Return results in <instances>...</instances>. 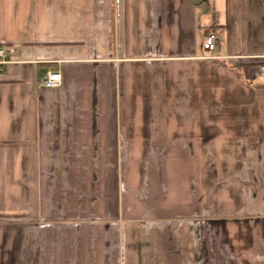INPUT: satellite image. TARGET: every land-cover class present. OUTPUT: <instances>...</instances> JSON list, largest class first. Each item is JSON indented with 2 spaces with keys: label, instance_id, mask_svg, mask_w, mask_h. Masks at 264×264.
Returning <instances> with one entry per match:
<instances>
[{
  "label": "crops",
  "instance_id": "crops-1",
  "mask_svg": "<svg viewBox=\"0 0 264 264\" xmlns=\"http://www.w3.org/2000/svg\"><path fill=\"white\" fill-rule=\"evenodd\" d=\"M0 43V264H264V0H0Z\"/></svg>",
  "mask_w": 264,
  "mask_h": 264
},
{
  "label": "built area",
  "instance_id": "built-area-1",
  "mask_svg": "<svg viewBox=\"0 0 264 264\" xmlns=\"http://www.w3.org/2000/svg\"><path fill=\"white\" fill-rule=\"evenodd\" d=\"M222 37V31L211 29L206 35L205 41L203 43V49L207 53H214L218 51ZM15 52V46L0 43V71L4 69L8 63L12 62ZM260 72L262 76H264V64L260 66ZM38 80L44 87H58L61 85L62 77L59 71L44 69L40 72Z\"/></svg>",
  "mask_w": 264,
  "mask_h": 264
}]
</instances>
